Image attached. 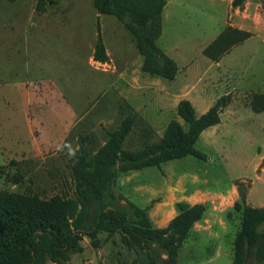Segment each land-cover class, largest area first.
<instances>
[{
  "label": "rangeland",
  "instance_id": "obj_1",
  "mask_svg": "<svg viewBox=\"0 0 264 264\" xmlns=\"http://www.w3.org/2000/svg\"><path fill=\"white\" fill-rule=\"evenodd\" d=\"M37 2L0 0V208L10 205L18 194L47 199L66 194L71 197L74 188L72 165L79 146L96 150L107 140L108 130L117 128L132 112L126 102L114 97V110H92L69 130L61 145L40 146L35 108L24 111V104L32 105L36 96L43 104L48 98L46 91L54 89L56 97L60 95L69 105L80 107V99L85 98L96 83L93 77L97 74V79L101 80V75L89 65V42L93 40L95 48L97 41L94 36L97 10L93 0L49 2L44 12L36 9ZM242 11L244 14L235 17L236 27L254 35L232 47L221 60L220 70L226 72L237 88L229 106L222 112L221 124L212 130L215 143H196L197 148L208 154L207 162L198 168L197 175L188 178L177 177L179 175L174 172L194 169L190 160L202 162L193 156L167 161L164 164L167 173L162 165L160 169L175 186L197 181L207 186L225 184L236 187L238 193L241 190L247 204L263 207L264 111H254L252 102L264 103V99L258 97L264 94V0H247ZM166 12L167 19L172 20L166 25L169 42L174 44V38L180 37L176 42L182 43L181 49L186 48L188 57L200 63L201 58H207L201 47L208 45L224 29L232 14L228 0H170ZM108 16L105 15L101 24L111 49L116 40L114 42L106 26ZM174 23L176 28L172 27ZM123 32L132 36L126 29ZM22 89L28 91L26 98L22 96ZM95 92L97 99L103 102V91L98 87ZM62 110L53 112V108H47L45 122L61 124L67 117L66 109ZM46 129L41 139L55 136L57 127ZM141 134L137 122L124 147H140ZM157 137L155 132L149 138L152 141ZM152 168L157 170L155 166ZM153 181L158 183V179ZM241 221V212L234 207L221 217L203 220V226H208L209 230L202 234L190 231L180 249L179 263L232 264L234 238ZM98 237L101 240L98 247L85 237L81 241L84 251L72 254L67 263H134L137 254L123 243L119 233L100 232ZM46 264L55 263L48 260ZM247 264H255L254 259Z\"/></svg>",
  "mask_w": 264,
  "mask_h": 264
},
{
  "label": "trees",
  "instance_id": "obj_2",
  "mask_svg": "<svg viewBox=\"0 0 264 264\" xmlns=\"http://www.w3.org/2000/svg\"><path fill=\"white\" fill-rule=\"evenodd\" d=\"M58 0H38L36 9L46 10V4ZM246 0H232L239 7ZM166 0H93L100 14L115 16L134 37L144 57L142 70L152 75L173 80L178 72L176 61L157 44L162 34V13ZM94 50V60H108L101 27ZM254 34L243 28L225 27L203 50L218 61L232 47ZM264 99V94H259ZM231 94L221 96L205 113L197 115L188 99L177 107L184 124L172 119L163 136L150 140L154 129L133 109L120 125L108 130L105 144L94 151L79 146L72 165L74 184L72 196L55 195L49 199L36 195L18 194L12 203L0 208V264H68L71 255L84 251L81 241L89 237L91 245L100 246V232L119 233L123 243L134 250L133 264H180V249L190 230L205 214L204 203L176 204L178 213L165 227L154 226L149 207H140L129 200L117 186L122 171L161 165L167 161L193 156L207 160L208 154L196 147L201 133L221 122L224 109L230 104ZM252 108L264 111V103L254 100ZM139 122L143 142L136 149L124 144ZM240 200L234 209L241 212V227L234 238L232 264H264V206L247 204L240 190Z\"/></svg>",
  "mask_w": 264,
  "mask_h": 264
},
{
  "label": "crops",
  "instance_id": "obj_3",
  "mask_svg": "<svg viewBox=\"0 0 264 264\" xmlns=\"http://www.w3.org/2000/svg\"><path fill=\"white\" fill-rule=\"evenodd\" d=\"M166 1L167 3L162 13V34L158 38L157 44L176 61L178 65L176 77L173 80H167L143 71L144 57L138 51L134 37L126 36L123 32L126 29L125 26L113 15H109L105 20L107 21L106 26L109 32L113 35L114 42L116 40L112 48L109 49L104 37V26L101 24L107 14H100L97 11L95 20L97 27L98 23L101 27V35L106 46L108 60L105 62L94 60L95 48L93 40H90L89 65L93 70L97 71L98 75H101V80L97 79V74L93 77L96 83H93L86 97L80 99L82 101L81 106L69 105L63 97L60 98V95L56 97V92L50 88V91H46L48 98L43 100V104L37 96L36 102H32V105L24 104V111L26 109L31 110V107L35 108L33 111L35 112L36 124L40 127V137L38 138L40 146L48 148L52 145H61L68 136L69 130L92 110H114V102H112L114 97L126 102L131 109L135 110L154 129L158 137H161L172 119L180 121L177 107L182 99L190 100L196 109L197 115H201L213 106L221 96L226 94L233 96L235 94L236 83L225 74L226 72L220 70V63L224 56L218 61H213L206 56L207 58H201V63L195 62L188 57L186 48L181 49L180 44L182 43L176 42L180 37L176 36L174 38V44L169 42L166 25L167 23H172V20L167 19L166 11L170 0ZM228 3L231 6L232 14L228 16L225 27L229 25L236 27L235 17L238 14H244L242 8L247 4V0L239 7H233L232 0H228ZM175 26V23L172 24L173 28H176ZM97 27L94 33L95 38L98 36ZM206 46L201 47L202 53ZM98 87L100 91H103V102L95 96L97 95L95 91L98 90ZM26 94H28V91L26 92L25 89H22L23 98H26ZM40 98L43 99L42 97ZM25 106L27 107L25 108ZM60 107L64 110L66 109L65 111L67 112V117L64 121L61 124L58 123V126L55 122L51 125L47 124L44 118L47 108H53V112H55L56 110H62ZM80 112L86 113L80 115ZM56 118L58 117L56 116ZM54 120L59 122L58 119ZM220 124L221 122L204 130L197 143L202 141L204 144H214L215 140L211 135L212 130L217 129ZM47 127H53V129L57 127L55 136L41 139ZM206 140L207 142H204ZM105 142L101 145L105 144ZM207 160H201L202 162L190 160V164L195 166L194 169L183 168L174 172V174H178L179 176L177 177L184 176L187 178L197 175V172L200 171L198 168L204 165ZM165 163L162 164V169H164ZM152 167L154 166L120 172L117 178V186L120 192L138 206L149 207L150 218L156 227L168 225L169 221L178 213L176 207L178 202L186 201L189 204L204 203L206 205L204 217L191 229L197 234H202L204 231L209 230L208 226H203V220L221 217L227 211H231L235 201L239 199L236 187L225 184L207 186L198 181L186 184L181 183V185L175 186L167 180L159 167H157V170H153L154 168ZM195 168H197V171H195ZM164 171L167 173L165 169ZM154 179H158V183L154 182ZM248 204L261 207L250 202Z\"/></svg>",
  "mask_w": 264,
  "mask_h": 264
}]
</instances>
